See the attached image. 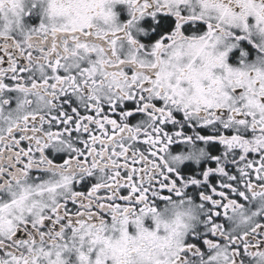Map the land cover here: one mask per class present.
Instances as JSON below:
<instances>
[{
  "label": "snow or ice",
  "instance_id": "6c2138e0",
  "mask_svg": "<svg viewBox=\"0 0 264 264\" xmlns=\"http://www.w3.org/2000/svg\"><path fill=\"white\" fill-rule=\"evenodd\" d=\"M0 264H264V0H0Z\"/></svg>",
  "mask_w": 264,
  "mask_h": 264
}]
</instances>
